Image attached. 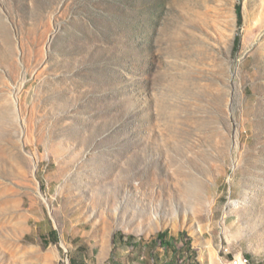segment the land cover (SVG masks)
<instances>
[{"label":"rangeland","instance_id":"rangeland-1","mask_svg":"<svg viewBox=\"0 0 264 264\" xmlns=\"http://www.w3.org/2000/svg\"><path fill=\"white\" fill-rule=\"evenodd\" d=\"M243 260L264 264V0H0V264Z\"/></svg>","mask_w":264,"mask_h":264},{"label":"trees","instance_id":"trees-1","mask_svg":"<svg viewBox=\"0 0 264 264\" xmlns=\"http://www.w3.org/2000/svg\"><path fill=\"white\" fill-rule=\"evenodd\" d=\"M237 14H238L239 19H241V9L240 8L237 10ZM164 237L165 235L163 233L158 234L155 237V240L164 248V250L167 251L170 248H173L174 250L177 249L176 245L174 246L171 241H165Z\"/></svg>","mask_w":264,"mask_h":264},{"label":"built area","instance_id":"built-area-1","mask_svg":"<svg viewBox=\"0 0 264 264\" xmlns=\"http://www.w3.org/2000/svg\"><path fill=\"white\" fill-rule=\"evenodd\" d=\"M240 264H247V260H243Z\"/></svg>","mask_w":264,"mask_h":264}]
</instances>
